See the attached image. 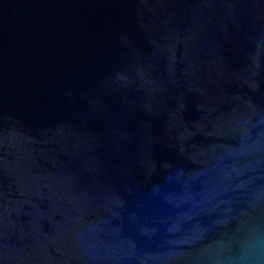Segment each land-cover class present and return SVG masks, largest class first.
<instances>
[{
  "label": "water",
  "instance_id": "water-1",
  "mask_svg": "<svg viewBox=\"0 0 264 264\" xmlns=\"http://www.w3.org/2000/svg\"><path fill=\"white\" fill-rule=\"evenodd\" d=\"M0 264H264V0H0Z\"/></svg>",
  "mask_w": 264,
  "mask_h": 264
}]
</instances>
